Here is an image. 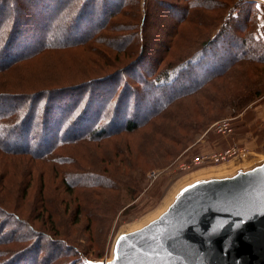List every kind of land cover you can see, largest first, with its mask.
Wrapping results in <instances>:
<instances>
[{"label":"rangeland","instance_id":"obj_1","mask_svg":"<svg viewBox=\"0 0 264 264\" xmlns=\"http://www.w3.org/2000/svg\"><path fill=\"white\" fill-rule=\"evenodd\" d=\"M31 1L34 7L27 19L23 18L21 11L16 18L12 14L18 3H27L28 0H14L13 5L7 6V12L6 9L0 11V31L7 25L10 34L17 33V38L8 45V55L18 51L15 56L20 58L18 60L24 55L31 56L35 48L46 41L36 43L44 35H48L47 40L59 36L70 42L78 40V43L65 49L42 52L29 59L27 64L20 63L23 66L18 70L1 72L0 105L5 104L8 108H1L0 114L11 113L10 110H15L16 105L23 102L25 106L21 113L28 114L27 118L31 116L32 122L27 134L21 136L32 142L36 140L44 149L70 131L98 129V118L93 119L92 115L94 109L96 113L102 109V115L107 114V124L110 123L112 130L106 128V134L100 132L91 142L66 145L60 150L66 158L59 163L51 160L46 165L25 154H0V177L4 176L0 210H7L0 213V264H25L29 258L36 259L32 264H107L118 258L117 243L122 237L157 220L185 191L264 166V85L259 71L250 73L248 68L245 75L243 69H238V75L234 73L232 78L217 79L203 85L197 93L181 98H177L178 93H172L178 90L176 88L167 92V98L162 97L164 87L151 85L153 81L150 79V73L155 71L162 55L160 45L162 47L167 37L175 33L168 59L164 61V64L173 65L180 58L194 53L202 41H208L215 34L224 22L230 4L241 3L244 9H250L245 3L254 2L259 31L264 36V0H202L201 6L193 9L195 17L187 24L179 25L178 29L173 27L178 23V12L181 14L177 6L179 0H163L172 2V7L177 6L174 15L163 7L157 9L152 0H139L135 5L139 15L136 21L137 13H133L134 7L129 6L130 3L122 16L109 18L115 24L118 19L127 30L121 31V27L116 29L113 25L111 31H102L105 37L99 38L96 34L90 42L86 40L95 33L99 20L72 18L77 8L73 9L69 0ZM83 1L75 3V7ZM114 2L112 0L116 4ZM94 4L89 8L100 11L99 2ZM206 6L208 11H205ZM70 9H73L72 13L67 15ZM50 12L53 13L49 18ZM2 15L9 16L4 18ZM11 15L15 19V28ZM87 19L91 25L83 26L88 23ZM45 21L50 29L47 34L40 32L37 25ZM112 36H119L115 43L119 48L129 44L122 38L133 37L134 40V36H141L134 45L143 44V57L132 70L122 71L128 66L124 64L116 79L112 77L105 81L101 75L106 77L116 68L108 66L113 63L111 58L115 53L109 51L106 44L103 47L96 42H106L108 37L112 42ZM119 57L122 59L116 65L125 59L122 54ZM135 60L130 58L123 62ZM200 63L205 66V71L209 68L208 61ZM118 68L120 66L115 71ZM262 68L264 66L260 65L257 69ZM86 75L103 81L97 86H87L84 94L79 89L58 90L52 92L49 99L31 95L50 84L76 85ZM242 86L246 87L245 94L259 90L260 95L241 109L232 97L243 91ZM200 92L202 94H198ZM98 99L105 102L96 106ZM156 99L160 107H164L155 113L154 109L150 110L149 103ZM32 101L37 102L33 108ZM225 118L232 119V135L223 137L208 131L213 123ZM127 119L136 124V128L129 132L123 129ZM39 122L46 126L39 127ZM34 145L35 142L29 148ZM227 146L245 147L247 151L223 164L181 167L189 164L195 156L217 150L215 147L223 149ZM204 173L208 176H199ZM24 184L28 185L26 194L18 193V186L21 188Z\"/></svg>","mask_w":264,"mask_h":264},{"label":"trees","instance_id":"obj_2","mask_svg":"<svg viewBox=\"0 0 264 264\" xmlns=\"http://www.w3.org/2000/svg\"><path fill=\"white\" fill-rule=\"evenodd\" d=\"M69 1L73 9L77 8V11L72 13L73 9H70L67 15L72 13L74 14L72 18L81 19V18L89 17L90 19L95 18L96 20H99L100 22L99 25L95 28V31H94L95 33L93 32L94 34L93 35L91 34L92 36L89 35V38L88 40H86V42H90L92 39L94 40V37L96 34L99 35V38L103 37L104 35H102V31L105 29H106L105 32L107 30L111 31V27L113 25H116L115 27L116 29L118 27L119 28L121 27V31L127 30L125 27H122L123 25L119 24L120 21H118V19H117V24H115L114 22L109 21V18L110 17L117 18L118 16L119 17L122 16L127 3L128 4L130 3L129 6L134 7L133 13L134 12L137 13L135 9L136 7L135 5L137 4V2H139V0H120V3H119V0H115L114 3L116 4H113L112 0H84L83 3L75 7L74 4L78 3L79 0H69ZM95 1L96 3L99 2V5H100V11L98 12H95L89 8L90 6L96 5L94 4ZM86 2L88 3L90 2L88 6H86L88 3L84 4ZM13 3H14V0H0V11L4 12V9H6V12H7V6L13 5ZM33 3L34 2L31 0H28L27 3H24V2H20V4L18 3L17 4L18 6L14 7V11L12 10L14 13L12 15L15 16L16 18L18 17L17 15L19 11H21L20 13H22V16H24L23 18L27 19L26 17L30 16L33 10V7H34ZM151 3H154L157 9H161L163 7L164 9L171 11L172 13L171 12L170 13L172 15L176 13L177 6H178V9L181 10V14L179 15V12H178V17H179L178 23L174 27L172 26L173 28L178 29L179 25L184 24L185 22L187 24L188 20L193 19L195 17L194 16L195 14H192L193 9L195 7H198L199 5L201 6L202 0H179L178 5L177 6L174 5L173 7H172V4H173L172 2H167L163 0H152ZM206 4L208 5L207 1H206ZM245 4H247L250 7V9H246V8L244 9L243 8L244 5H241V3L230 4V6L225 12V15H224L225 18L223 19L224 22L222 23L221 27L215 32V34H213L208 41L207 40L205 42L202 41L201 46L197 48L194 53L191 52L187 54L185 58L184 57L180 58V61L178 62L176 61V63H174L173 65H170L169 63L164 64V61L168 59V54L170 53L169 51L172 48V45L174 42L173 35L175 33L174 32L172 33V35L170 36L171 38L167 37V41L163 43L162 47L160 45V48H161L160 53H162V55H160L157 61V64L154 67L155 71L150 73V79L152 78V81H153L151 85L153 86L158 85L157 87H160V86L164 87L163 95H161L162 97L164 96L167 98L168 96L167 92L175 88L178 90L173 91L172 93H175V94L178 93L177 98L188 96L194 92L197 93L202 88V86L205 84L213 83L217 79L222 80L225 77L232 78L233 77L232 74L234 73L238 75V71H237L238 69H243L244 72L243 70L242 72L245 75H246V70L248 68H250L248 69V72L250 73L253 71H256V72L259 71L261 75L262 83L264 85V68L260 70L257 69L258 66L260 65L264 66V36L259 31L257 16L255 15L257 11L256 5L252 1L249 3H245ZM51 6L53 7V5ZM26 8H28V10H26ZM207 8L208 6L205 7V11H208ZM242 12H244V15H241ZM52 13L51 12L50 14L48 13L49 18L51 17ZM12 15L10 19L12 21L13 27L15 28V19ZM8 16L9 15H2V17L4 18ZM98 16L100 18H97ZM135 16L136 17L134 21L138 19L139 17L138 13L137 15L135 14ZM142 16L146 17L147 15L142 14ZM144 17L142 18L143 22L145 20ZM45 20H48V18H46ZM87 20H88L87 21L88 23L83 26L91 25V21L89 19ZM37 25L40 26L39 31L42 33L44 32L45 34H47L49 32L48 30H50L48 28L49 26H47L46 21L43 22L42 24L38 22ZM59 26H61V24L58 25V27ZM65 33L67 34V31H65ZM16 34L17 33H14V32L10 34L8 32L7 25L6 27H4L2 31H0V69H2L0 73L8 72L12 70L13 68H17L15 70H18L19 68L23 66L20 63L27 64L28 63L27 61L29 59H31L37 54L39 55L42 52H50L53 49L54 50L65 49L66 47H69L73 44L78 43V40H74L70 42L68 41V38L66 40L61 37L58 38L59 36L58 37L51 36L47 40L48 35L46 37H44L45 36L44 35L36 43H39L40 41H43L44 39H46V41L41 42V44L35 48V51L32 53L31 56H28V57H25V55L24 57L22 56L23 59H21L22 60L21 61V60H18L20 59L19 57L18 58L15 57V56H18L17 55L18 51H16L12 56L11 54L8 55V51H7V49L9 48L8 45L11 43V41L17 38ZM136 37L137 36H134V40H133V37L132 38H122L123 40H126V43L127 42L129 43L128 46L122 45V48L115 46V43L119 39V36H112L111 37L112 42L109 41V37L106 39V42L102 40H99L98 42L92 41V43L94 42L99 43L103 47H104V44H106L105 47L109 51L112 50V52L115 53L113 58H111L113 63L108 64L110 68H115V67L117 68V66H120V68H118L116 71H115L116 68L110 71L108 73L109 75L107 74L106 77L105 75H101L103 79H105V81H109L110 79H112V77L116 79V77L120 73H122V71L127 72V70L128 71L132 70L131 68H134V66H136L137 63L142 59L143 44H139L138 46L134 45V44H137L141 36L137 38ZM56 38H58V40H56ZM186 39L187 38H185L184 41ZM18 48L20 47L18 46ZM121 54L125 58L124 60L126 59L129 60L130 58L136 59V60L130 63L123 62L124 60H122L120 64L116 65V63L120 62L122 59L119 57V55ZM174 54L176 53H173V55ZM202 61H205L206 63L207 61L209 62V68L206 69V71L205 69H203L205 66L204 67L201 66L200 62ZM192 62H195L193 67H191ZM14 63H16V65H13ZM124 64L128 66L125 68V70L121 71L120 69L125 66ZM163 64L164 66L160 67ZM9 67L11 68L8 69ZM117 72H120V73H117ZM84 77L81 79L82 81H78L76 85H72L73 83H71L70 86L67 85V86L62 87L61 85L58 86L56 84H50V85L43 87L40 90H37L36 92L33 91L36 94L32 93L31 95L32 96L37 95V98L39 99H44V98L49 99L52 92L53 93L59 92V91L64 92L66 90L77 91L79 89H82L80 91H82L84 94V92L88 89L87 86H90L91 84H93L94 86H97V84L99 85V82L103 81V80L98 81V79H91L88 75ZM242 88H243L242 92L234 93L232 97L233 101H237L238 107L241 109L244 108L248 103H250L252 99L260 95L259 90L251 91L245 94L244 92H246V87L242 86ZM198 94H202V93L200 92ZM0 96L2 97V95ZM97 101L98 102L96 106H100L105 102V100H100V99H98ZM158 101L159 100L156 99L155 101H152L153 103H149L150 110L154 109L155 113L164 107V105L163 107H160V102ZM31 103H32L31 104L32 108L34 104H37V102L35 103L33 101ZM166 103L167 102L165 101L164 104ZM16 106H17L16 108H20V109L16 110L15 108V110L14 109L10 110L11 113L0 114V154L2 155L12 156L14 154H25V155H29L30 157L40 162H43L46 165H49L51 163V160L59 163L58 161L62 162V160L66 158L65 155L61 154L60 152V150L66 145L79 143L81 141L91 142L94 140L93 137H95L96 135H99L100 132L101 134H106L108 129L112 130L109 127L110 123L107 124V120H106L107 114L102 115V112H103L102 109L98 113H96L94 109L92 115H93V119L98 118V121H96V124H97L96 126L98 127V129L87 131V132H80L81 130L76 128L75 130L78 129L77 131L68 132L67 136H63L61 137V139L50 142L49 145L44 149L41 146L42 144L38 145V143H36V140H33L32 142L31 140L29 141V139L27 140V138H24L21 136V135H24L25 133L27 134L26 130L31 124L32 118L31 116L27 118L28 114L24 116V113H21L22 111H24V106H25L23 102H20ZM156 106H159V108H157ZM4 107H7V106L5 104L0 105V109ZM105 107H108V106H105ZM223 109L224 107H222V110ZM59 116L61 118L63 117L61 114ZM133 122L134 120L127 119V121L125 122L123 126V129L127 130L128 132L134 130L136 128L135 126L136 124ZM42 123L41 122L38 123L39 127L41 125L46 126V124H42ZM32 125L35 126V123H32ZM32 125L30 129L32 128ZM75 126L76 125H74L73 127ZM46 128L47 127H45V130ZM29 134H30V130L28 132V135ZM79 139L81 140L78 141ZM24 142L25 144L26 142L28 143L26 145H23ZM34 142H35V145L32 147L33 149L32 150L29 147H31V145ZM59 156L60 158H58ZM29 175L30 173H28V176ZM3 178L4 176L0 177V189L4 187ZM27 184L29 185V180L27 181ZM28 185L24 184L21 186V188H19L20 187L19 185L17 189L18 193L21 192L22 194H26L25 191H26V188H28ZM4 211L7 212V210L1 209L0 213H3ZM18 220H21L23 223H25L23 219L18 218ZM47 237H49L51 240L50 236H47ZM32 261L36 263V259L32 260L29 258L28 261H25L26 262L25 264H32Z\"/></svg>","mask_w":264,"mask_h":264},{"label":"water","instance_id":"obj_3","mask_svg":"<svg viewBox=\"0 0 264 264\" xmlns=\"http://www.w3.org/2000/svg\"><path fill=\"white\" fill-rule=\"evenodd\" d=\"M107 264H264V166L192 187Z\"/></svg>","mask_w":264,"mask_h":264},{"label":"built area","instance_id":"obj_4","mask_svg":"<svg viewBox=\"0 0 264 264\" xmlns=\"http://www.w3.org/2000/svg\"><path fill=\"white\" fill-rule=\"evenodd\" d=\"M264 129V125H263ZM218 136L227 137L233 134V127H232V119L225 118L213 123L209 130ZM247 149L245 147L239 146H227L223 149H217L214 151L209 152L205 155H198L191 159L190 163L187 165H181V167H198L203 165H215V164H223L231 159L239 158L246 154Z\"/></svg>","mask_w":264,"mask_h":264},{"label":"bare ground","instance_id":"obj_5","mask_svg":"<svg viewBox=\"0 0 264 264\" xmlns=\"http://www.w3.org/2000/svg\"><path fill=\"white\" fill-rule=\"evenodd\" d=\"M204 175H205V176H204ZM199 176H200V177H206V176H208V174H205V173H204V174L199 175ZM170 204H172V203H170ZM170 204H169V205H170ZM169 205H168V206H169ZM168 206H166V207H168ZM166 207H165V208H166ZM162 211H163V210H162ZM164 212H166V211H164ZM153 216H154V215H153ZM153 216H152V218H153ZM156 216H157V215H156ZM156 216H155V217H156ZM155 217H154V218H155Z\"/></svg>","mask_w":264,"mask_h":264},{"label":"crops","instance_id":"obj_6","mask_svg":"<svg viewBox=\"0 0 264 264\" xmlns=\"http://www.w3.org/2000/svg\"><path fill=\"white\" fill-rule=\"evenodd\" d=\"M217 148L219 149V147H215V149H217Z\"/></svg>","mask_w":264,"mask_h":264},{"label":"snow or ice","instance_id":"obj_7","mask_svg":"<svg viewBox=\"0 0 264 264\" xmlns=\"http://www.w3.org/2000/svg\"><path fill=\"white\" fill-rule=\"evenodd\" d=\"M124 238L122 237L121 240H123ZM119 243V242H118Z\"/></svg>","mask_w":264,"mask_h":264}]
</instances>
